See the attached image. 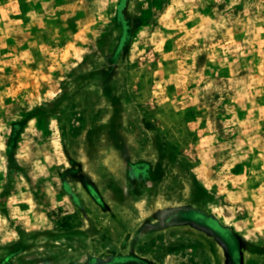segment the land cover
I'll return each instance as SVG.
<instances>
[{"label":"rangeland","instance_id":"1","mask_svg":"<svg viewBox=\"0 0 264 264\" xmlns=\"http://www.w3.org/2000/svg\"><path fill=\"white\" fill-rule=\"evenodd\" d=\"M184 206L264 249V0H0V264H210Z\"/></svg>","mask_w":264,"mask_h":264},{"label":"flooded vegetation","instance_id":"2","mask_svg":"<svg viewBox=\"0 0 264 264\" xmlns=\"http://www.w3.org/2000/svg\"><path fill=\"white\" fill-rule=\"evenodd\" d=\"M155 218L152 223L148 220L144 222L140 229L143 234L139 241L156 231H175L183 235V242L204 249L210 264H246L250 255L264 253L263 248L250 243L235 229L222 224L215 216L191 206L165 209L158 212ZM112 262L152 264L131 252L127 256L116 255Z\"/></svg>","mask_w":264,"mask_h":264}]
</instances>
